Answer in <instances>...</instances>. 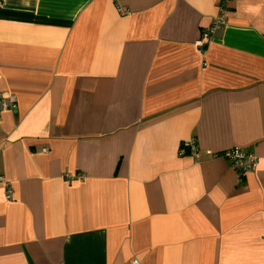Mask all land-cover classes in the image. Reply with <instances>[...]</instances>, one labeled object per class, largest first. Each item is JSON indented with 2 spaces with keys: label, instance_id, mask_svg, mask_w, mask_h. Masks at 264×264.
Returning a JSON list of instances; mask_svg holds the SVG:
<instances>
[{
  "label": "crops",
  "instance_id": "1",
  "mask_svg": "<svg viewBox=\"0 0 264 264\" xmlns=\"http://www.w3.org/2000/svg\"><path fill=\"white\" fill-rule=\"evenodd\" d=\"M219 2L0 0V264H264V0L198 51Z\"/></svg>",
  "mask_w": 264,
  "mask_h": 264
},
{
  "label": "built area",
  "instance_id": "2",
  "mask_svg": "<svg viewBox=\"0 0 264 264\" xmlns=\"http://www.w3.org/2000/svg\"><path fill=\"white\" fill-rule=\"evenodd\" d=\"M118 7L119 12L125 13L126 9L120 5L119 0H113ZM230 0H220L218 13L215 15L208 27L203 29L201 36L196 40L195 46L198 51L204 49V45L209 41L213 33L225 23V14L228 10ZM15 99L13 95H3L0 94V113L1 111L13 107ZM183 146L187 147L189 153L193 156H198V148L195 144L194 139L188 140L183 143ZM181 146V151H184V147ZM222 156L227 158L231 164V167L236 171L239 177L245 176L249 171H251L257 164V158L255 154L249 151H245L239 147H231L224 150L221 153ZM2 178L0 177V180ZM10 191L7 192L6 198H10ZM129 264H138L137 259H132Z\"/></svg>",
  "mask_w": 264,
  "mask_h": 264
},
{
  "label": "trees",
  "instance_id": "3",
  "mask_svg": "<svg viewBox=\"0 0 264 264\" xmlns=\"http://www.w3.org/2000/svg\"><path fill=\"white\" fill-rule=\"evenodd\" d=\"M181 146H183V144ZM183 147H184L185 150H187V147L186 146H183Z\"/></svg>",
  "mask_w": 264,
  "mask_h": 264
}]
</instances>
